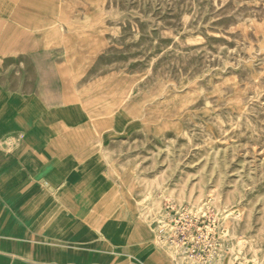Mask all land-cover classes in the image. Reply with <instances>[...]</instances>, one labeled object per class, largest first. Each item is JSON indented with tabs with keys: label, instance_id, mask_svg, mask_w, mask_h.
Returning a JSON list of instances; mask_svg holds the SVG:
<instances>
[{
	"label": "rangeland",
	"instance_id": "obj_1",
	"mask_svg": "<svg viewBox=\"0 0 264 264\" xmlns=\"http://www.w3.org/2000/svg\"><path fill=\"white\" fill-rule=\"evenodd\" d=\"M60 15L81 19L64 64L89 125L112 118L122 198L163 235L170 209H203L208 264H264V0H64Z\"/></svg>",
	"mask_w": 264,
	"mask_h": 264
},
{
	"label": "crops",
	"instance_id": "obj_2",
	"mask_svg": "<svg viewBox=\"0 0 264 264\" xmlns=\"http://www.w3.org/2000/svg\"><path fill=\"white\" fill-rule=\"evenodd\" d=\"M63 2L0 0V264H175L115 187L112 118L77 104Z\"/></svg>",
	"mask_w": 264,
	"mask_h": 264
},
{
	"label": "built area",
	"instance_id": "obj_3",
	"mask_svg": "<svg viewBox=\"0 0 264 264\" xmlns=\"http://www.w3.org/2000/svg\"><path fill=\"white\" fill-rule=\"evenodd\" d=\"M169 231L155 232V239L171 254L175 264H208L218 250L214 227L203 209H170ZM207 222V223H206Z\"/></svg>",
	"mask_w": 264,
	"mask_h": 264
}]
</instances>
